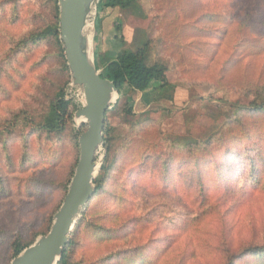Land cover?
I'll return each mask as SVG.
<instances>
[{
	"label": "rangeland",
	"instance_id": "rangeland-1",
	"mask_svg": "<svg viewBox=\"0 0 264 264\" xmlns=\"http://www.w3.org/2000/svg\"><path fill=\"white\" fill-rule=\"evenodd\" d=\"M138 2L145 19L91 17L94 61L96 47H121L118 22L123 48L147 39V64L163 63L168 83L149 105L118 94L107 111L108 153L102 145L96 159L108 171L67 264H226L264 246V112L249 111L264 102V0ZM54 17L53 0H0V264L15 258L14 243L48 232L85 129L53 41L22 47ZM61 90L76 106L65 129L39 130ZM244 254L234 264H260Z\"/></svg>",
	"mask_w": 264,
	"mask_h": 264
},
{
	"label": "water",
	"instance_id": "water-1",
	"mask_svg": "<svg viewBox=\"0 0 264 264\" xmlns=\"http://www.w3.org/2000/svg\"><path fill=\"white\" fill-rule=\"evenodd\" d=\"M58 33L70 83L82 95L74 119L85 127L78 136V161L64 199L54 213L48 232L21 251L10 264H58L81 212L95 192L94 180L100 164L96 156L103 144L105 117L118 96L114 84L100 77L93 58L92 40L87 31L100 0H57ZM93 28V26H92ZM116 98L113 100V95Z\"/></svg>",
	"mask_w": 264,
	"mask_h": 264
},
{
	"label": "trees",
	"instance_id": "trees-1",
	"mask_svg": "<svg viewBox=\"0 0 264 264\" xmlns=\"http://www.w3.org/2000/svg\"><path fill=\"white\" fill-rule=\"evenodd\" d=\"M55 17L53 23L42 31L32 33L27 39H24L21 43L22 47H26L30 44H37L41 41L50 39L56 45L60 57L63 59V65L65 71L68 73V68L66 66V61L64 57V51L62 44L59 40L58 33V9L56 5V0H53ZM115 9L123 11L127 13L129 16H136L141 19H145V13L140 6L138 0H100L97 6V12L102 14L103 12H110ZM121 31V24L118 22H114V35L112 42H120L121 47H119L118 51L114 52L112 47H109L107 50H103L102 46L100 49L96 47L95 52V66L97 70H100V77L106 80L111 81L119 96H124L127 103L133 104V95L135 93H140V100L146 105L150 104L149 101V91L154 89H163L167 86V69L166 66L161 62L153 63L152 65L147 64V49L149 45V41L145 39L140 42V46L135 50L130 48H123L125 46L123 37H118L117 32ZM99 32L97 31V35ZM20 46V44H19ZM18 51V48L15 49ZM70 81V79H69ZM75 110L76 106L72 105L70 100H66L64 98V92L61 90L56 94L54 100L50 103L48 107V111L45 116L42 118L41 122L37 124V128L41 131L46 132H54L59 133L65 129L67 119L70 118L69 108ZM131 108L129 107L128 113H130ZM249 111L253 113L264 112V102L260 105H252L249 107ZM107 115V113H106ZM84 131V130H83ZM82 131V132H83ZM107 126H106V117H105V125L103 128V147L108 153L107 150ZM219 135L221 134L218 133ZM223 135V134H222ZM220 135V136H222ZM108 168L106 166V161L101 163L99 172L94 180L95 192L92 197L100 190L102 179ZM199 172V171H197ZM66 191V188H65ZM91 197V198H92ZM90 198V199H91ZM90 201V200H89ZM88 201V202H89ZM85 215H82L81 218L76 223L73 228L72 233L79 232V230L83 227L85 223ZM69 236V243L66 246L61 260L58 264H67V248L72 245L71 235ZM46 234V233H45ZM44 234V235H45ZM28 245L21 246L18 243H14L13 245V257H16L23 249L28 247ZM252 254L256 258H258L260 264H264V246L257 247L253 249H245L241 252L240 255H236L235 257L231 256L226 264H234L236 259H240L241 257L247 256V254ZM141 255L145 256V251L140 252ZM253 264H256L254 261ZM258 264V263H257Z\"/></svg>",
	"mask_w": 264,
	"mask_h": 264
},
{
	"label": "built area",
	"instance_id": "built-area-1",
	"mask_svg": "<svg viewBox=\"0 0 264 264\" xmlns=\"http://www.w3.org/2000/svg\"><path fill=\"white\" fill-rule=\"evenodd\" d=\"M71 87H73V86L71 85ZM74 88H76V89L79 91V92H78V96L80 97V99H79V103L82 104V102L84 101V100H83V95H82L81 91H80L77 87H74Z\"/></svg>",
	"mask_w": 264,
	"mask_h": 264
},
{
	"label": "bare ground",
	"instance_id": "bare-ground-1",
	"mask_svg": "<svg viewBox=\"0 0 264 264\" xmlns=\"http://www.w3.org/2000/svg\"><path fill=\"white\" fill-rule=\"evenodd\" d=\"M90 29H92V26H91V25H88V27H87V31H89ZM88 35H89V34H88ZM89 41H90V37H89ZM115 98H116V95L114 94L113 97H112V99L114 100ZM78 121H79V122H82L83 119L80 118V119H78Z\"/></svg>",
	"mask_w": 264,
	"mask_h": 264
},
{
	"label": "crops",
	"instance_id": "crops-1",
	"mask_svg": "<svg viewBox=\"0 0 264 264\" xmlns=\"http://www.w3.org/2000/svg\"><path fill=\"white\" fill-rule=\"evenodd\" d=\"M103 13H104V17H105V15L107 16V14H108V12H106V11H105V12H103ZM99 33H101V34H102V39H101V40H104L103 33L101 32V30L99 31ZM101 40H100V41H101Z\"/></svg>",
	"mask_w": 264,
	"mask_h": 264
}]
</instances>
